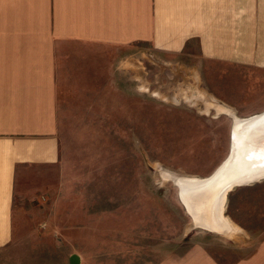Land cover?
Listing matches in <instances>:
<instances>
[{
  "label": "rangeland",
  "instance_id": "rangeland-1",
  "mask_svg": "<svg viewBox=\"0 0 264 264\" xmlns=\"http://www.w3.org/2000/svg\"><path fill=\"white\" fill-rule=\"evenodd\" d=\"M75 68L59 73L60 166L21 180L23 220L0 264H70L72 254L80 264H155L172 246L237 264L261 251L264 178L226 194L221 212L237 232L224 235L193 226L164 176H210L229 152L228 110H264V67L203 65L199 77L143 55L136 72Z\"/></svg>",
  "mask_w": 264,
  "mask_h": 264
},
{
  "label": "crops",
  "instance_id": "crops-1",
  "mask_svg": "<svg viewBox=\"0 0 264 264\" xmlns=\"http://www.w3.org/2000/svg\"><path fill=\"white\" fill-rule=\"evenodd\" d=\"M143 55L199 77L203 65L261 69L264 0H0V252L23 220L21 180L62 160L59 73L136 72ZM155 264L216 263L172 246ZM237 264H264V245Z\"/></svg>",
  "mask_w": 264,
  "mask_h": 264
},
{
  "label": "bare ground",
  "instance_id": "bare-ground-1",
  "mask_svg": "<svg viewBox=\"0 0 264 264\" xmlns=\"http://www.w3.org/2000/svg\"><path fill=\"white\" fill-rule=\"evenodd\" d=\"M209 103H207V105ZM220 110H222V108H220ZM227 113L232 117L231 128L233 130L241 128L240 131L242 132V135H240L236 141L237 154L232 166L222 172L216 179H214L213 182L208 184L207 190L210 189L212 191V195H214L219 188L223 187L228 180L234 179L244 172L255 170L264 172V120L259 121L256 124H251L252 121L259 116L258 114L246 118H238L234 116L230 110H228ZM164 178L172 179V181H174L177 185L179 199L191 217V212L193 211V199L191 196L194 195L193 197H200L196 190L199 186L210 181V176L205 179H195L166 174ZM192 191L196 192V194L192 193ZM193 216V226H197L201 222H199L196 215ZM218 223L221 224V231L220 228H218V230H213V232L231 235V232L236 231V228L231 224V222H229L228 219H226V217H220Z\"/></svg>",
  "mask_w": 264,
  "mask_h": 264
},
{
  "label": "water",
  "instance_id": "water-1",
  "mask_svg": "<svg viewBox=\"0 0 264 264\" xmlns=\"http://www.w3.org/2000/svg\"><path fill=\"white\" fill-rule=\"evenodd\" d=\"M258 115L259 116L256 119H254L251 124H256L257 122L264 120V110H262ZM240 130L241 128H237L236 130H233L231 128L230 146L226 158L210 174V179H209L210 181L197 188L198 191L196 190V192H198L200 197L198 196L193 197L194 195L191 196V198L193 199L192 200L193 211L191 212L192 213L191 218L194 220L193 215H196L198 217L199 222H201L197 226H200L202 228L204 227V229L210 231L218 230V228H220L221 231V226H220L221 224L218 223V220L220 219V217H223L221 211H222V206L224 204L225 196L233 187L240 185H247L249 183L264 178V172H260L257 170L248 171V172H244L243 174H240L238 177L234 179L228 180L227 183L223 187L219 188L214 195H212V191L210 189L207 190L208 184L213 182L214 179H216L226 169L230 168L234 163V159L236 158V154H237L236 141L237 138L240 137V135H242V132ZM196 192L192 191V193L195 194ZM69 262L70 264H79V256L77 254H72L69 257Z\"/></svg>",
  "mask_w": 264,
  "mask_h": 264
}]
</instances>
